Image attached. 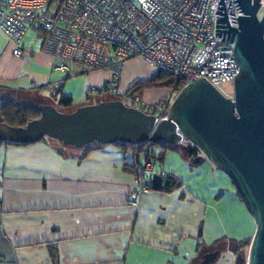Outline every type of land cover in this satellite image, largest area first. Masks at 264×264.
Listing matches in <instances>:
<instances>
[{
  "label": "crops",
  "instance_id": "1",
  "mask_svg": "<svg viewBox=\"0 0 264 264\" xmlns=\"http://www.w3.org/2000/svg\"><path fill=\"white\" fill-rule=\"evenodd\" d=\"M20 46L28 57L14 58L11 42L0 31V104L51 100L60 87L75 109L95 104L110 79L105 70L54 71L33 27ZM155 74L151 65L131 58L116 91L107 93L121 96ZM168 94L165 89L150 93L151 101L138 99L155 103ZM107 100L113 99H102ZM64 147L50 139L0 143V264H202L216 251L208 264H234L227 244L224 250L212 246L244 241L254 233L232 181L206 159L193 166L180 151L167 152L155 170L170 174L178 187L150 190L132 206L127 197L135 176L124 169L133 162L130 153L103 145L79 159L81 150Z\"/></svg>",
  "mask_w": 264,
  "mask_h": 264
},
{
  "label": "water",
  "instance_id": "2",
  "mask_svg": "<svg viewBox=\"0 0 264 264\" xmlns=\"http://www.w3.org/2000/svg\"><path fill=\"white\" fill-rule=\"evenodd\" d=\"M236 3L240 15L235 26L229 25L224 0H218L214 13L215 37L233 44L239 67L231 98L199 78L177 92L162 120L120 100L83 105L71 112L44 104L37 107L39 117L24 126L0 122V143L27 145L47 137L80 150L93 143L186 142L187 152L195 147L228 176L253 219L246 256L238 254L234 264H264V14L257 19L258 0ZM150 185L159 191L163 180L155 174ZM217 254L209 253L202 264Z\"/></svg>",
  "mask_w": 264,
  "mask_h": 264
},
{
  "label": "built area",
  "instance_id": "3",
  "mask_svg": "<svg viewBox=\"0 0 264 264\" xmlns=\"http://www.w3.org/2000/svg\"><path fill=\"white\" fill-rule=\"evenodd\" d=\"M258 20L264 0H258ZM218 0H0V31L12 44V55L24 59L30 52L20 46L29 27L41 34V53L53 60V70L67 74L105 70L110 79L103 88L114 92L125 63L139 58L188 84L204 78L221 90L233 86L239 67L233 44L215 37ZM230 26L240 15L236 0H224ZM161 101L132 100L154 115L166 118L172 95ZM157 172L150 160L135 164V186L130 205L151 190Z\"/></svg>",
  "mask_w": 264,
  "mask_h": 264
},
{
  "label": "trees",
  "instance_id": "4",
  "mask_svg": "<svg viewBox=\"0 0 264 264\" xmlns=\"http://www.w3.org/2000/svg\"><path fill=\"white\" fill-rule=\"evenodd\" d=\"M185 85L186 84L183 83L180 79L174 78L171 75L162 72H156V74L152 76L150 79L143 82H137L132 84L123 95L115 96L113 100H120L126 106L134 107L145 112L146 114H150L148 110L143 108L139 103L134 102L132 99L134 97L141 98L143 91L146 89L166 88L173 90L174 92H178ZM104 93H107L106 88H103L99 91V94H104ZM126 98L127 99L130 98L131 103L126 104L125 103ZM51 101L53 103L52 106H54L57 110L63 108L73 109L74 107V105L72 104V100L69 97L63 96L61 94L60 87H57L55 89L54 94L51 96ZM0 117L2 118V122L10 126H24L28 121L38 118L39 113L36 107L33 108L30 106H21L9 101H3L0 104ZM43 139H47V137ZM187 145L188 143L186 142H182L177 145H169L162 142H158V143L147 142L138 145H128L121 143L115 144V146L119 147V149H121L125 154L130 153L133 162L130 164V166L124 167V169L129 172H134L135 164L140 163L141 160H145V161L150 160L154 165L161 164L167 152L180 151L185 157H187L190 161H192L191 165L193 166L198 165L205 158L203 157L201 152L195 147H192L191 151L187 152L185 149ZM100 146L102 145L93 143L85 146L83 149H80L81 151H80L79 159L83 158L92 149ZM196 158H199V161L197 163H193V160ZM178 185L179 183L170 175L167 178H163V185L160 190L165 192H170L174 188L178 187ZM249 243H250V239L244 241L229 240L227 243H225L224 241H217L212 246V249L224 250L227 244L228 248L233 252L235 256H237L238 254H241L243 256V252H242L243 248L248 247ZM53 258H55V256H53Z\"/></svg>",
  "mask_w": 264,
  "mask_h": 264
},
{
  "label": "rangeland",
  "instance_id": "5",
  "mask_svg": "<svg viewBox=\"0 0 264 264\" xmlns=\"http://www.w3.org/2000/svg\"><path fill=\"white\" fill-rule=\"evenodd\" d=\"M154 68V67H153ZM155 69V68H154ZM156 71V70H155ZM166 88H157V89H146L143 91L142 95H141V99L143 100H146V101H151V96H149L150 93H153V92H159L161 91L163 93V91L165 90ZM167 90V89H166ZM220 92L227 98H231L233 96V90H232V86L229 85V84H226V85H223L221 87V90ZM177 92H175L173 95H172V100L174 99V97L176 96ZM115 98V95L114 94H111V93H104L102 95H99L97 96L96 100L94 101L95 103L98 102V101H102V99H113ZM24 102L20 103L22 106H30V107H38L39 105H42V104H53L51 102V100H49L48 98H38V97H30V98H25V100H23ZM125 103L126 104H129L131 103V99L130 98H126L125 99ZM59 111L61 112H71V108H63V109H60ZM0 121H2V118H0ZM49 140V138H47ZM51 141H54L56 143H60L56 140H53V139H50ZM65 148H68V149H72L70 147H65ZM157 169V168H156ZM248 240V239H247ZM247 250H248V247H244L243 248V256H246V253H247Z\"/></svg>",
  "mask_w": 264,
  "mask_h": 264
}]
</instances>
